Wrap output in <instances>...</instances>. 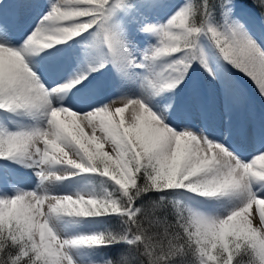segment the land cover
<instances>
[{
    "label": "snow or ice",
    "instance_id": "obj_1",
    "mask_svg": "<svg viewBox=\"0 0 264 264\" xmlns=\"http://www.w3.org/2000/svg\"><path fill=\"white\" fill-rule=\"evenodd\" d=\"M8 5L0 264H264V118L234 119L235 73L264 99L245 0H28L27 26Z\"/></svg>",
    "mask_w": 264,
    "mask_h": 264
},
{
    "label": "rangeland",
    "instance_id": "obj_2",
    "mask_svg": "<svg viewBox=\"0 0 264 264\" xmlns=\"http://www.w3.org/2000/svg\"><path fill=\"white\" fill-rule=\"evenodd\" d=\"M8 4H14L16 6L11 7V10L16 12L18 16L20 17V23L22 26H27L32 23V21L35 19V10L27 8L25 5L28 2V0H6ZM255 21L259 22L257 15L255 16L253 14ZM253 31L257 35V37H260L264 35V31H258L254 26H253ZM55 51V50H53ZM65 63L63 59H57V58H52L51 61L45 63V69H46V75L50 77H55L58 74V71L60 67ZM234 76L236 77V81H239L240 85L247 90L250 100L248 102V112L242 105H238L235 110V116L234 119L236 120L237 123L246 125L250 122H258L259 120H256L252 115V113L255 110L260 109V116L261 118H264V99L261 98L259 91L256 87V85L246 76L240 74V73H235ZM209 93L214 97L215 102L217 107L219 108L222 103V95L217 93L214 89H209ZM242 107V108H241ZM244 112H247L248 116H245V121L243 120L244 117ZM127 116V114H126ZM99 134V133H98ZM106 150L107 146H106ZM244 154L247 155V150H243ZM250 158V157H249ZM26 171V170H25ZM258 219V216H257Z\"/></svg>",
    "mask_w": 264,
    "mask_h": 264
},
{
    "label": "trees",
    "instance_id": "obj_3",
    "mask_svg": "<svg viewBox=\"0 0 264 264\" xmlns=\"http://www.w3.org/2000/svg\"><path fill=\"white\" fill-rule=\"evenodd\" d=\"M245 3H246V6H247L252 12L256 13L257 15H259L260 10L254 6V4L251 2V0H245ZM262 27L264 28V26H262ZM234 79H235V77H234ZM235 80H236V79H235ZM236 82H237V81H236ZM237 83H238V82H237ZM238 85H239V83H238ZM239 88L241 89V86H240V85H239ZM242 93H243V99H245V96H246L245 91L242 90ZM247 116H248V115H247ZM110 227H112V228H116L117 225H116V224H112V225H110ZM119 251H120L119 249H114V250L110 251V252L108 253V255H109L110 257H115V256L118 254ZM133 259H134V258H133Z\"/></svg>",
    "mask_w": 264,
    "mask_h": 264
}]
</instances>
